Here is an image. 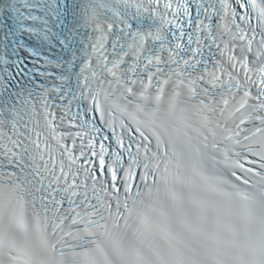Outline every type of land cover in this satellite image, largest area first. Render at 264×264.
<instances>
[{
	"label": "snow or ice",
	"instance_id": "1",
	"mask_svg": "<svg viewBox=\"0 0 264 264\" xmlns=\"http://www.w3.org/2000/svg\"><path fill=\"white\" fill-rule=\"evenodd\" d=\"M0 264H264V0H0Z\"/></svg>",
	"mask_w": 264,
	"mask_h": 264
}]
</instances>
